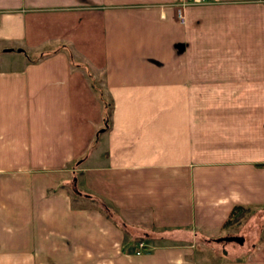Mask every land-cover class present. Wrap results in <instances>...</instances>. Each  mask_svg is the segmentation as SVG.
<instances>
[{
	"label": "crops",
	"instance_id": "crops-1",
	"mask_svg": "<svg viewBox=\"0 0 264 264\" xmlns=\"http://www.w3.org/2000/svg\"><path fill=\"white\" fill-rule=\"evenodd\" d=\"M177 8L0 0V264H264V0Z\"/></svg>",
	"mask_w": 264,
	"mask_h": 264
},
{
	"label": "built area",
	"instance_id": "built-area-1",
	"mask_svg": "<svg viewBox=\"0 0 264 264\" xmlns=\"http://www.w3.org/2000/svg\"><path fill=\"white\" fill-rule=\"evenodd\" d=\"M206 0H173V3L176 4V6H178L177 8V13L180 17H182V13H181V8L183 6H186L187 3H200V2H204ZM144 241L139 240L138 243V248L136 249V251H139V249H142L144 247Z\"/></svg>",
	"mask_w": 264,
	"mask_h": 264
},
{
	"label": "trees",
	"instance_id": "trees-1",
	"mask_svg": "<svg viewBox=\"0 0 264 264\" xmlns=\"http://www.w3.org/2000/svg\"><path fill=\"white\" fill-rule=\"evenodd\" d=\"M248 206H243L241 203H234V205L231 208V212L228 214V217L226 218L227 220H233L240 216L241 214L243 215L244 213L247 212Z\"/></svg>",
	"mask_w": 264,
	"mask_h": 264
},
{
	"label": "rangeland",
	"instance_id": "rangeland-1",
	"mask_svg": "<svg viewBox=\"0 0 264 264\" xmlns=\"http://www.w3.org/2000/svg\"><path fill=\"white\" fill-rule=\"evenodd\" d=\"M96 86H99L98 83H97ZM98 88L100 89V88H102V86H99ZM102 93H103V95H105V92H102ZM75 189H77V190L80 189L81 191H83V188L81 187V185L75 184ZM241 218H242V216H239V217L235 218L232 223L234 225L236 224V226L239 225L242 222L241 221ZM254 224L255 225H253V226L257 228L258 225H260V222L255 219L254 220ZM20 233H23V231H15V232H13V234H12V240H16L17 238H19V234Z\"/></svg>",
	"mask_w": 264,
	"mask_h": 264
},
{
	"label": "water",
	"instance_id": "water-1",
	"mask_svg": "<svg viewBox=\"0 0 264 264\" xmlns=\"http://www.w3.org/2000/svg\"><path fill=\"white\" fill-rule=\"evenodd\" d=\"M20 49V48H18ZM216 240L218 241H223V239H231V240H238V241H242L244 236L242 234H238V233H235V234H230V233H224L222 235H219V236H215ZM224 251H227L225 248H223Z\"/></svg>",
	"mask_w": 264,
	"mask_h": 264
}]
</instances>
